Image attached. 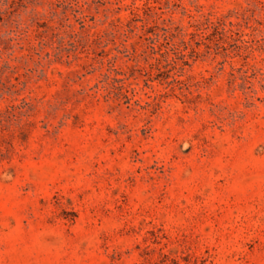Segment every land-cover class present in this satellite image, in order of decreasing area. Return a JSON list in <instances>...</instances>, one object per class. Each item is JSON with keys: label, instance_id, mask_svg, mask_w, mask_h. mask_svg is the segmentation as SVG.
Here are the masks:
<instances>
[{"label": "rangeland", "instance_id": "1", "mask_svg": "<svg viewBox=\"0 0 264 264\" xmlns=\"http://www.w3.org/2000/svg\"><path fill=\"white\" fill-rule=\"evenodd\" d=\"M0 264H264V0H0Z\"/></svg>", "mask_w": 264, "mask_h": 264}]
</instances>
